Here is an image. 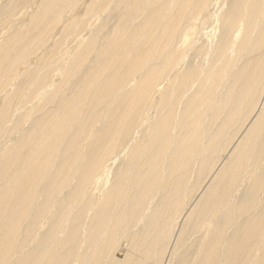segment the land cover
I'll list each match as a JSON object with an SVG mask.
<instances>
[{"label": "bare ground", "instance_id": "bare-ground-1", "mask_svg": "<svg viewBox=\"0 0 264 264\" xmlns=\"http://www.w3.org/2000/svg\"><path fill=\"white\" fill-rule=\"evenodd\" d=\"M31 1L0 0V264H264V0Z\"/></svg>", "mask_w": 264, "mask_h": 264}, {"label": "rangeland", "instance_id": "rangeland-1", "mask_svg": "<svg viewBox=\"0 0 264 264\" xmlns=\"http://www.w3.org/2000/svg\"><path fill=\"white\" fill-rule=\"evenodd\" d=\"M31 1V0H30ZM79 1H82V2H79ZM78 1V5L77 6H79V8L77 7L76 8V10H75V12L76 13H78L80 16H84L85 14H86V10H87V8L90 6V4L92 3V1L93 0H79ZM87 1V3H85ZM39 2V1H38ZM36 0H32L30 3H29V5H28V7L27 8H24L23 7V10H26L25 12H23V13H19V14H17V16L16 17H20L21 19H23V17H24V13H27V12H29V9H31V10H34V9H36V6H37V3H38ZM89 3V4H88ZM84 4H86V5H84ZM88 6V7H87ZM86 8V9H85ZM19 10V11H18ZM17 11L18 12H21L22 11V9L20 8V9H18ZM85 13V14H84ZM82 14V15H81ZM92 13H90L89 15H90V19H91V23L93 22V24H96V23H98V18H96V17H98L99 15H101V13H99L98 14V16H97V14H94L93 16L91 15ZM103 14L104 13H102V16H103ZM22 15H23V17H22ZM82 16V17H83ZM92 19H93V21H92ZM25 21H28V19H26ZM8 25V26H7ZM59 25H61V24H57V26H59ZM56 26V27H57ZM3 28H2V30L4 31H6L9 27H10V24H5L4 26H2ZM14 28V27H13ZM83 33H86V31L85 32H83ZM59 36V35H58Z\"/></svg>", "mask_w": 264, "mask_h": 264}]
</instances>
